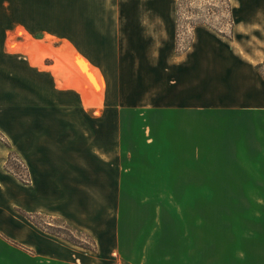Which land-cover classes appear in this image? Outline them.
Masks as SVG:
<instances>
[{
    "label": "rangeland",
    "instance_id": "1",
    "mask_svg": "<svg viewBox=\"0 0 264 264\" xmlns=\"http://www.w3.org/2000/svg\"><path fill=\"white\" fill-rule=\"evenodd\" d=\"M0 146V264H264V0H0Z\"/></svg>",
    "mask_w": 264,
    "mask_h": 264
},
{
    "label": "crops",
    "instance_id": "2",
    "mask_svg": "<svg viewBox=\"0 0 264 264\" xmlns=\"http://www.w3.org/2000/svg\"><path fill=\"white\" fill-rule=\"evenodd\" d=\"M22 66L26 67V69H28L29 71L32 72V68L29 67L28 65L22 64ZM52 76H51V74L44 72V74L41 76V78L44 81L50 82L52 84V90H53L52 93L54 95H56L57 97L64 98L65 92L63 90H60L58 87H56L55 81H54L55 79ZM56 105L57 106L53 107L52 111H55L57 116H58L59 106H58V104H56ZM53 114H55V113H53ZM46 136H47V138H44L43 141H42V139L40 140V138H39V143L36 144V146L39 149H41L43 147L46 148L47 145L51 146L49 144V142L51 141L49 138V133H46ZM53 142H54V139H53ZM40 152H41V154L40 155L37 154L38 156H35V157H32L28 153H25V158H24L27 169H28V173L32 179L30 186H28V187H30V190L28 189L26 191L27 193H26L25 209L28 210L29 212L44 211L45 209L49 210L50 207H49L48 200H49V197L51 196V194H53V195L54 194L55 195H60V194L65 195V193H66L64 191L63 185L60 183V181H58L59 178L56 175V172H58L57 166H55L51 162H46L44 160L45 150L41 149ZM7 156H8V152L6 151V149H4L0 146V178H1V174H2L1 170L4 169L5 163L7 161ZM79 161H80L79 159H77L76 161H73L75 163L74 166H77L76 170H80V162ZM102 161L106 162V160H102ZM60 177L62 178V176H60ZM73 179H75V180H73V181L67 180V187L68 188L69 187H75L76 189L74 190V193L80 194L81 190L79 189L80 188L79 184L81 181L75 177ZM71 182H72V185H71ZM59 188H62V190H59ZM57 210L59 211V208ZM63 210H64V208L61 211H63ZM10 214L11 213L8 214L5 211L1 210L0 211V218L1 217H3V218L9 217L10 219H12L13 217ZM14 221L16 222V218H14ZM28 236L30 237L31 233H29ZM80 263L83 264L81 261H80Z\"/></svg>",
    "mask_w": 264,
    "mask_h": 264
},
{
    "label": "bare ground",
    "instance_id": "3",
    "mask_svg": "<svg viewBox=\"0 0 264 264\" xmlns=\"http://www.w3.org/2000/svg\"><path fill=\"white\" fill-rule=\"evenodd\" d=\"M40 44H41V43H35V47L32 49V51H34V49H35L36 47H37V48H40V46H41ZM45 46H46V45H45ZM35 52H37V50H35ZM31 55H32V56H31V58H32V62H33V63H36V64H38V65L41 66V65H42V60H41V59H37L36 57H33L35 54H32V53H31ZM51 55H52V54H51ZM73 57H74V60L76 59V61H77L78 63H80L81 65H83V66L85 67V69H86L85 72L88 71V70H90L91 73L94 74V73L92 72V70H93L94 68L92 67L93 69L91 70V69H90V65L88 64V62L85 63V62H84V61H85L84 59H82V58H80V57H76L75 55H73ZM78 59H79V60H78ZM83 60H84V61H83ZM74 64H75V63H74ZM76 69L78 70L79 73H80V72H83V71H82L79 67H77V66H76ZM90 71H89V72H90ZM89 72H88V74H89ZM82 74H83V73H82ZM86 76H88V75L86 74ZM96 76H97V75H96ZM89 77H90V76H89ZM84 78H85V77H84ZM80 83H81V82H80ZM68 85H70V86H72V87L74 86V85H72V82H70L69 84H67L66 81H65L63 84L61 83V86H62V87H67ZM76 89L84 94L83 89H82L81 87H77ZM84 100H86V99H84ZM87 105H88V104H87ZM88 106H89V105H88Z\"/></svg>",
    "mask_w": 264,
    "mask_h": 264
},
{
    "label": "trees",
    "instance_id": "4",
    "mask_svg": "<svg viewBox=\"0 0 264 264\" xmlns=\"http://www.w3.org/2000/svg\"><path fill=\"white\" fill-rule=\"evenodd\" d=\"M36 38H40V37H36Z\"/></svg>",
    "mask_w": 264,
    "mask_h": 264
}]
</instances>
